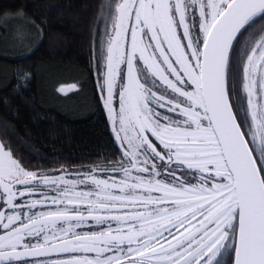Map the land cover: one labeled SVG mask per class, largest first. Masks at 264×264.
Returning a JSON list of instances; mask_svg holds the SVG:
<instances>
[{
  "label": "snow or ice",
  "instance_id": "obj_1",
  "mask_svg": "<svg viewBox=\"0 0 264 264\" xmlns=\"http://www.w3.org/2000/svg\"><path fill=\"white\" fill-rule=\"evenodd\" d=\"M93 19L119 159L34 171L0 138V264H264V0Z\"/></svg>",
  "mask_w": 264,
  "mask_h": 264
},
{
  "label": "trees",
  "instance_id": "obj_2",
  "mask_svg": "<svg viewBox=\"0 0 264 264\" xmlns=\"http://www.w3.org/2000/svg\"><path fill=\"white\" fill-rule=\"evenodd\" d=\"M99 3L0 0V20L7 14H24L37 28L36 41L14 54L6 48V32L0 24V138L31 170L119 159L95 74L93 18ZM59 71L71 81L63 86H77L75 108L53 107L43 98L42 87L51 77L57 83Z\"/></svg>",
  "mask_w": 264,
  "mask_h": 264
},
{
  "label": "rangeland",
  "instance_id": "obj_3",
  "mask_svg": "<svg viewBox=\"0 0 264 264\" xmlns=\"http://www.w3.org/2000/svg\"><path fill=\"white\" fill-rule=\"evenodd\" d=\"M1 26L6 32V48L8 52L18 54L27 50L37 38V28L35 24L24 14H7L0 20ZM54 72V71H52ZM53 75V73H51ZM56 82L49 79L48 83L42 87V95L47 104L53 107L64 109L75 108L78 99L76 95L78 90L71 91L67 94H61L58 89L63 85L69 84V75L67 73L58 72ZM47 85V86H46Z\"/></svg>",
  "mask_w": 264,
  "mask_h": 264
},
{
  "label": "water",
  "instance_id": "obj_4",
  "mask_svg": "<svg viewBox=\"0 0 264 264\" xmlns=\"http://www.w3.org/2000/svg\"><path fill=\"white\" fill-rule=\"evenodd\" d=\"M71 86H73V85H68V86H63V87H71ZM75 86V85H74ZM75 90H77V86H75L71 91H75ZM71 91H68L67 93H69V92H71ZM61 93V92H60ZM66 93V94H67ZM61 94H65V93H61Z\"/></svg>",
  "mask_w": 264,
  "mask_h": 264
},
{
  "label": "flooded vegetation",
  "instance_id": "obj_5",
  "mask_svg": "<svg viewBox=\"0 0 264 264\" xmlns=\"http://www.w3.org/2000/svg\"><path fill=\"white\" fill-rule=\"evenodd\" d=\"M224 261L227 262V260L229 259L228 256H225L224 258Z\"/></svg>",
  "mask_w": 264,
  "mask_h": 264
}]
</instances>
